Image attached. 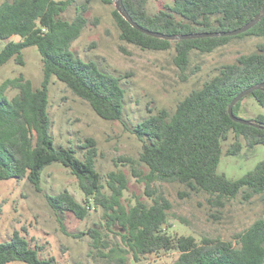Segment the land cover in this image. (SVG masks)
I'll return each mask as SVG.
<instances>
[{
    "label": "trees",
    "instance_id": "trees-1",
    "mask_svg": "<svg viewBox=\"0 0 264 264\" xmlns=\"http://www.w3.org/2000/svg\"><path fill=\"white\" fill-rule=\"evenodd\" d=\"M150 0H122L135 23L151 32L166 36L231 32L261 18L264 0H174L155 14L148 11ZM76 0H13L0 5V41L17 36L0 51V68L11 60L24 64V50L36 47L43 64V80L39 88L20 75L0 85V183L6 180H27L42 192V172L53 163H60L76 176L85 203L67 190L46 195L49 206L57 214L72 213L79 220L87 218L91 208L100 207L108 226L123 230L122 241L135 259L159 251L177 250L174 264H264V218L235 235L236 244L220 238L205 237L197 242L193 236L172 238L164 229L171 204L158 196L152 205L137 202L127 207L123 195L128 180L122 172L108 175L104 192L102 175L96 168L97 141L87 138L81 148L82 159L71 148L56 147L49 112V86L52 78L63 82L74 95L87 101L94 112L106 121H122L126 91L121 79L104 72L98 63L84 61L74 54L71 44L87 25L85 4L68 21L61 16ZM110 2V0H109ZM114 20L121 40L143 50L166 51L174 48L175 65L186 74L193 51L212 53L234 39L264 38V16L246 33L230 37H210L169 41L144 34L127 22L115 9ZM264 84V45L256 52L240 56L226 64L219 73L182 99L171 114L160 110L138 123L132 133L142 143L138 163L145 165L147 193L153 182L180 183L190 192L207 195L212 207L224 208L227 201L242 195L250 200L264 195V159L247 174L230 179L218 168L223 154L222 143L230 133L236 141L228 150L238 155L244 139L249 148L264 145V114L249 119L253 124L234 122L229 115L233 100L250 87ZM18 89L8 98L7 91ZM264 107V88L251 95ZM246 98V97H245ZM244 98V99H245ZM242 99L234 107V114ZM136 164L133 159H127ZM63 226V219L58 216ZM96 244L101 243L100 231L89 229ZM85 234V233H81ZM29 240L14 231L9 240L0 242V264H61L55 257L41 258ZM118 264H127L121 257Z\"/></svg>",
    "mask_w": 264,
    "mask_h": 264
},
{
    "label": "rangeland",
    "instance_id": "rangeland-1",
    "mask_svg": "<svg viewBox=\"0 0 264 264\" xmlns=\"http://www.w3.org/2000/svg\"><path fill=\"white\" fill-rule=\"evenodd\" d=\"M13 0H0V5ZM62 1V0H56ZM174 0H150L148 11L155 14L171 5ZM85 4L87 25L82 34L71 44V51L84 61H94L107 73L121 79L126 91L122 121H106L100 118L91 105L72 93L56 77L49 86V112L52 120V135L55 146L71 148L80 159L81 148L87 138L97 141L96 168L102 175L104 192L111 172H122L128 180L123 195V204L131 207L137 202L152 205L158 197L170 204L164 229L172 238L193 236L197 242L203 238H220L236 244L235 235L249 228L256 220L264 218V195L245 200L242 195L227 201L224 208L212 207L207 195L190 192L180 183L153 182L149 196L145 175L149 169L138 163L142 143L132 129L151 114L160 110L173 113L178 103L191 91L219 73V69L236 62L242 55L256 52L264 45L263 37L234 39L212 53L193 51L191 63L182 80L181 72L174 62L176 51L143 50L120 38V30L114 20L113 0H76L62 18L68 21ZM117 10V9H116ZM17 36L0 41V51L10 42H18ZM24 64L11 60L0 68V85L7 79L23 75L32 81L35 88L43 80V64L36 47L24 50ZM18 89L7 91L8 98ZM264 114L252 96H247L237 111V116L249 120ZM236 138L230 133L223 141V154L219 173L230 179H238L253 170L264 159V145L249 148L241 138L243 148L238 155H229L228 150ZM127 159H133L132 164ZM42 192L27 180H6L0 183V242L10 239L14 231L25 236L32 248L39 250L41 258L55 257L61 264H118L121 257L127 264H174L179 256L177 250L159 251L152 255H140L135 259L122 241L123 230L116 225L108 226V219L100 208H91L86 219L79 220L72 213L57 214L48 204L46 195L69 191L77 201L85 203L78 179L60 163L47 166L42 172ZM63 219V226L58 221ZM89 229L100 231L102 240L96 244ZM85 233V234H81ZM23 264V263H11Z\"/></svg>",
    "mask_w": 264,
    "mask_h": 264
},
{
    "label": "water",
    "instance_id": "water-1",
    "mask_svg": "<svg viewBox=\"0 0 264 264\" xmlns=\"http://www.w3.org/2000/svg\"><path fill=\"white\" fill-rule=\"evenodd\" d=\"M116 2L117 6L116 9L117 11L120 13V15L127 21L129 22L134 28L138 29L139 31L143 32L146 35L155 37V38H159V39H164V40H169V41H178V40H185V39H196V38H210V37H230V36H238L240 34L246 33L247 31H249L250 29H252L254 26H256L259 21L261 20V18L264 16V9H263V15L261 18L257 17L255 18L253 21H251L250 23L246 24L244 27L237 29L235 31H231V32H213V33H200V34H194V35H186V36H166L164 34L161 33H157V32H151L148 30H145L144 28H142L141 26H139L137 23H135L133 21V19L130 17V15L128 14V12L126 11L122 0H113ZM261 88H264V84L261 85H256L253 87H250L249 89L241 92L231 103L230 107H229V115L231 117V119L239 124L242 125H254L258 128H262L259 125L253 124L251 123L249 120H244L239 118L238 116H236L234 114V107L235 105L240 102L242 99H244L245 97L251 95L252 93H254L256 90H259Z\"/></svg>",
    "mask_w": 264,
    "mask_h": 264
}]
</instances>
